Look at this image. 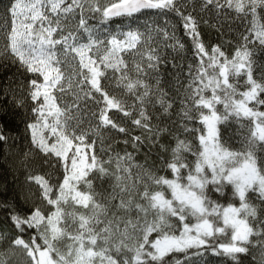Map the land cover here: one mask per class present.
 Returning a JSON list of instances; mask_svg holds the SVG:
<instances>
[{
	"label": "snow or ice",
	"instance_id": "1",
	"mask_svg": "<svg viewBox=\"0 0 264 264\" xmlns=\"http://www.w3.org/2000/svg\"><path fill=\"white\" fill-rule=\"evenodd\" d=\"M223 21L243 28L231 51L203 31L222 34ZM257 52L264 0H9L0 148L15 146L2 122L21 115L24 199L34 185L39 203L8 208L0 264H264Z\"/></svg>",
	"mask_w": 264,
	"mask_h": 264
},
{
	"label": "trees",
	"instance_id": "2",
	"mask_svg": "<svg viewBox=\"0 0 264 264\" xmlns=\"http://www.w3.org/2000/svg\"><path fill=\"white\" fill-rule=\"evenodd\" d=\"M8 3L9 0H0V11H2L8 5ZM156 19V17H152L149 20V23ZM159 23L163 24L164 19L160 18ZM170 23H174V21H170ZM214 23L218 22L214 21ZM222 23V34L221 32H217L215 30H209L207 28L203 29V31L206 33V41L212 44L222 43L228 51H231L232 48L229 47V43H231L232 47L235 46L236 40L239 38V34L241 31H243V28L240 27L239 21H223ZM177 35L178 37L183 36V32L178 31ZM185 39L187 38L185 37ZM161 47L163 48V46ZM164 54L169 58V61H171L172 56L176 55V53L171 49H164ZM182 56L183 59H178L179 63L183 64L191 62L192 55L190 51L186 50L182 54ZM256 58L258 62L264 63V53L257 52ZM161 71H164V69H161ZM165 79L170 80L171 77L167 73H165ZM0 80H3V77H0ZM2 123L7 124V128L5 129V131L15 140V146L13 148H9L7 145L0 148V201L8 202L7 205L0 204V224L6 225L7 217L8 215H10V212L8 211L9 207H16L21 210L28 209L32 207L33 203H39V193L36 187L33 185L31 186V192L35 193V195H31V198L27 202L24 199L25 195L29 194L30 186L25 183V174L23 172V169H21L19 165L18 152L22 147L24 151H27V140L22 139L25 135V125L22 122V116L12 115L11 113H9L6 116L5 121H3ZM221 130L224 138L227 139L229 143H232L236 147H239L240 138L236 135L235 124H229L228 126L221 125ZM105 134L117 137V139L119 140V143L117 144L118 148L123 149L125 147V145L123 144V136H120L115 132ZM133 134H138V132L136 130H133ZM9 143L12 142L10 141ZM128 150L131 151V148H129ZM144 152L145 150H141L136 155L137 161H143ZM150 159H155V156L153 155L152 157H150ZM34 164L38 169L40 161L36 160L34 161ZM55 169V159L53 158L51 165H45L44 168L45 171L53 173V181H55V179L59 175V173L56 172ZM103 188L107 189L108 184L105 183L103 185ZM221 202L223 203L224 201L222 200ZM25 238L27 239V235L25 236ZM250 260L251 258L246 260L245 264H250ZM213 264H216V262L213 261Z\"/></svg>",
	"mask_w": 264,
	"mask_h": 264
}]
</instances>
